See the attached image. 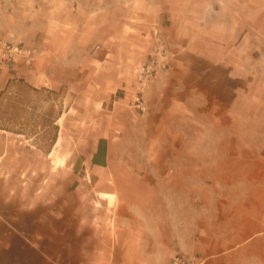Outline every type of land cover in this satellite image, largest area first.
I'll return each mask as SVG.
<instances>
[{
  "label": "crops",
  "instance_id": "obj_1",
  "mask_svg": "<svg viewBox=\"0 0 264 264\" xmlns=\"http://www.w3.org/2000/svg\"><path fill=\"white\" fill-rule=\"evenodd\" d=\"M20 1L7 23L19 40L0 39L37 48L32 65L0 64V93L13 79H69L64 116H84L71 127L90 137L69 149L83 157L58 159L76 206L66 227L53 209L43 241L28 231L45 218L13 196V134L0 129V264H171L179 253L229 264L238 250L257 260L254 248L264 263V0ZM155 30L169 67L145 86L141 111L136 72L157 50Z\"/></svg>",
  "mask_w": 264,
  "mask_h": 264
},
{
  "label": "rangeland",
  "instance_id": "obj_2",
  "mask_svg": "<svg viewBox=\"0 0 264 264\" xmlns=\"http://www.w3.org/2000/svg\"><path fill=\"white\" fill-rule=\"evenodd\" d=\"M16 1H18L19 4H16ZM21 8L24 9L25 7L20 0H13L11 2L10 0H0V38L9 40L18 39L16 35L7 36V23H9V25L12 23L10 16L12 12L13 23L18 24V22L15 21L19 20L17 17L21 15ZM84 13L85 12L82 11L78 15L83 18ZM88 38L94 51H99L102 37L90 36ZM24 45L29 49L30 47L33 49L36 47V45L34 47L29 42L24 43ZM68 80L69 79H42V84L45 85L43 86L41 84L38 87L31 85L29 82L25 84L14 82L6 95H4L3 100L0 101V126L13 130L11 131L13 135L10 137L14 144V165L12 171L13 178L9 185L12 186L14 192L13 196L19 193V196L23 194L28 198L30 210L33 209L32 211L35 213L33 215L34 217L43 216L45 218V228L36 229V226L32 224L28 231L30 238H34L36 233L42 234L44 236L43 241H52L50 226L52 224L53 209L61 212V227H66L63 223H68L69 207L76 206L75 199L69 195L71 191L69 188V171L64 166L61 170H58V159L70 153H73L72 157H83L79 155L80 152L77 150L71 152L69 149L70 147H75L76 144L80 145V147H84L86 137H90L89 134L77 133L74 128L76 126L73 128L71 127L79 123L83 125L85 122L84 116L81 119L75 116V114H71L72 116H69L70 114L64 116L72 107L74 97L76 96V94L70 91ZM110 110L111 108L109 107L106 112ZM59 116L60 118L62 116L65 117L62 120L63 130L61 135L63 137L64 146L57 149L55 154H51L55 146L51 147L52 139L55 135L54 127L55 125H59ZM56 120L57 122L55 123ZM60 132L61 126H59L58 138ZM97 136L98 134H94L93 139ZM21 142L29 143L28 147L30 151L27 156L28 161L26 164L24 162H22L24 164H21V156L18 155L20 154L19 150H21L18 146H21ZM52 160L55 166H53ZM37 161H42L43 165L37 167ZM21 173L28 174V177L21 178L20 176H16ZM22 179L24 182H21ZM32 218L31 215L30 221H32ZM63 230L60 236L61 241H68L69 231L66 230V228ZM44 248L46 252L52 253L53 248L51 245H47ZM235 253H240L241 255H238L236 259L229 264H264L260 261L262 256L260 248H254L248 252L254 254L253 257L257 259L255 261H248V254L245 253L244 250H238Z\"/></svg>",
  "mask_w": 264,
  "mask_h": 264
},
{
  "label": "built area",
  "instance_id": "obj_3",
  "mask_svg": "<svg viewBox=\"0 0 264 264\" xmlns=\"http://www.w3.org/2000/svg\"><path fill=\"white\" fill-rule=\"evenodd\" d=\"M154 35L158 41L157 50L150 59L141 64L136 72L137 89L135 94V105L137 109L145 111L143 93L148 82L156 78V76L168 69L169 64L167 58L170 54L164 38L160 35L159 30L154 31ZM23 58L27 65H32L34 57L31 49L23 44H14L0 39V64L16 61ZM171 264H205V261L198 255H187L179 253L175 255Z\"/></svg>",
  "mask_w": 264,
  "mask_h": 264
},
{
  "label": "trees",
  "instance_id": "obj_4",
  "mask_svg": "<svg viewBox=\"0 0 264 264\" xmlns=\"http://www.w3.org/2000/svg\"><path fill=\"white\" fill-rule=\"evenodd\" d=\"M14 82H21V83H26V81L24 80V79H13V80H11L9 83H8V85H7V87L3 90V91H1V93H0V101H2L3 100V97H4V95H6V93H7V91L10 89V87H11V85L14 83ZM34 89V88H33ZM36 90V89H35ZM61 116V115H60ZM60 116L58 117V119L60 118ZM57 119V120H58ZM57 120L55 121V123L57 122ZM55 135H54V137H53V139H52V143H51V147H53L54 145H55V143H56V141H57V139H58V131H59V125H55ZM0 129H2V130H6V131H13V130H11V129H9V128H7V127H4V126H0Z\"/></svg>",
  "mask_w": 264,
  "mask_h": 264
},
{
  "label": "bare ground",
  "instance_id": "obj_5",
  "mask_svg": "<svg viewBox=\"0 0 264 264\" xmlns=\"http://www.w3.org/2000/svg\"><path fill=\"white\" fill-rule=\"evenodd\" d=\"M60 138V137H59ZM60 140V139H59ZM61 142V141H60ZM58 144H59V142H58ZM57 145V144H56ZM56 147V146H55ZM59 147V146H58Z\"/></svg>",
  "mask_w": 264,
  "mask_h": 264
}]
</instances>
